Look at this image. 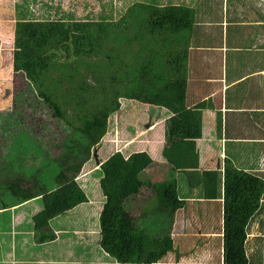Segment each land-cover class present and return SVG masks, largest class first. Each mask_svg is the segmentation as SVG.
I'll use <instances>...</instances> for the list:
<instances>
[{
	"label": "trees",
	"instance_id": "1",
	"mask_svg": "<svg viewBox=\"0 0 264 264\" xmlns=\"http://www.w3.org/2000/svg\"><path fill=\"white\" fill-rule=\"evenodd\" d=\"M193 21L189 8L135 4L116 21L16 22L14 72L26 78L28 90L63 124L65 136L58 155L50 143L28 133L21 114L0 127V136L10 140L0 142V190L6 192L5 200L0 195V215L40 199L43 210L35 218L44 222L87 202V188L77 177L105 136L115 138L121 101L127 98L172 114L166 121L163 150L168 163L164 168L171 175L155 182L144 178L148 169L154 172L153 161L144 152L125 157L118 151L104 162L98 155L102 163L89 174V185L102 197V249L119 264H156L174 250L175 213L188 201L178 192L180 174L187 189L199 190L203 199H223L224 264H249L247 227L264 213V179L236 168L229 159L223 174L200 163L202 153L195 141L202 136L204 105L187 108V81L176 78L187 75V70L185 51L178 47L181 37L174 31L190 32ZM167 53L174 61L179 56V66L170 73V82L161 85L163 74L154 62ZM144 189L152 191V197H146ZM140 195L150 205L136 217L125 205ZM41 222L38 230L45 226ZM36 234L40 242L54 239L51 234Z\"/></svg>",
	"mask_w": 264,
	"mask_h": 264
},
{
	"label": "crops",
	"instance_id": "2",
	"mask_svg": "<svg viewBox=\"0 0 264 264\" xmlns=\"http://www.w3.org/2000/svg\"><path fill=\"white\" fill-rule=\"evenodd\" d=\"M121 1L124 4L120 10L123 9L125 15L135 2L129 4L131 0ZM205 1L207 6L201 7ZM146 2L140 0L137 4L162 9L185 7L193 10L194 21L189 35L183 30L174 31L181 37L178 47L180 51H185L184 62L187 70V75L176 78L187 81L185 92L187 108L204 105L202 136L195 141L196 147L202 153L200 163L204 167L207 165L210 169H218V173L223 174L224 162L229 159L236 168L264 179V119L263 123L259 120L264 117V0H201L199 8L185 4L184 0L165 4ZM108 8L109 4L106 2V9ZM249 38L252 41L250 46ZM178 54L181 56L183 53ZM162 55L159 61L161 63L162 59L166 60L163 63L165 66L157 63L155 59L156 70L161 73L166 71L172 73L173 69L177 71L179 65L176 62L179 56L174 61L172 54ZM122 99V113L115 128V138L110 137L112 134H109V137L105 136L104 142L93 150L92 158L87 161L80 176L77 177L80 186L87 188L85 191L88 194V201L52 220L45 219L41 222L45 225L42 230H38L34 222V216L43 210V201L40 199H33L31 204L14 206L7 214L0 215V264H119L100 246V230L97 223L102 209V197L98 193V188L89 185V174L100 169L98 167L102 163L99 164L98 155L103 156L104 162L118 151L125 157L135 152H144L152 159L150 170L154 172L149 173L148 169L143 176L146 174L150 175L148 177H155V173L160 172H164L166 178H170L171 175L167 168H164L168 163L164 159L163 150L166 145V121L172 114L160 106L150 108L149 105L141 104L137 100ZM134 103H137V106H134ZM141 107L142 111L147 109L151 113L146 130L126 127V122L138 125L143 115L140 112ZM126 109L130 112H126ZM233 125L239 126L242 133L231 136L227 128ZM224 132L226 136L223 135ZM220 134L222 136L219 139ZM233 144L241 145L249 154L239 152L234 155ZM180 177V174L176 175L177 181H180ZM178 184L181 186V182ZM183 191L185 194L194 192L198 198L188 199L184 208L191 205L203 206L201 219L206 221L207 226L212 223L209 218L212 211L219 215L218 219L223 224L222 198L205 200L199 190H188L185 183ZM93 199L97 201L98 207L93 206L91 202ZM214 201H218L222 206L221 214L218 207L208 204ZM261 203L264 204V195ZM184 208L176 211L173 227L178 225L177 213ZM140 214L134 213L136 217ZM86 220L90 222L84 230ZM200 222L197 221L196 228L191 229L190 235L193 236L182 239V242L191 245L190 255L186 249L178 245L175 233L172 232L174 250L156 264H224L223 234L206 232L204 226H200ZM36 231L44 235L51 234L54 239L40 242L36 239ZM188 232L186 227L183 234ZM217 232L221 233L220 230ZM206 241L209 244H206ZM199 244L202 246L198 247ZM200 249L203 250L199 252ZM245 249L249 264H264V257L262 260L259 257L256 262L251 261L260 250L264 251V213L248 225ZM215 255L219 256V260L214 257Z\"/></svg>",
	"mask_w": 264,
	"mask_h": 264
},
{
	"label": "rangeland",
	"instance_id": "3",
	"mask_svg": "<svg viewBox=\"0 0 264 264\" xmlns=\"http://www.w3.org/2000/svg\"><path fill=\"white\" fill-rule=\"evenodd\" d=\"M109 4V8L106 9V2ZM148 2H154L158 4H165L166 2L172 3L176 0H162L157 2L156 0H145ZM199 1L201 0H184L185 4L191 5L193 7L199 8ZM135 2L137 4L140 2V0H131L129 2L132 3ZM198 2V6L197 5ZM124 3H122L121 0H0V127H5L7 125V121L11 119H16L17 115L21 114V117L25 122V127L28 128V133H31L33 136H36L40 140H43L46 143H50L52 146V149L55 154H60L61 150L58 149V145L62 142V138L65 136L63 133V125L62 123L58 122V119H56L51 111L45 106L44 102L38 98L36 94L31 93L28 90L26 81V78L22 76L21 74H16L13 69V51H14V30H15V24L17 21L22 19H36V20H84V21H93L98 19H106V20H113L116 21L120 17L124 15V10H120L122 8ZM207 2L205 1L201 7H206ZM93 19V20H92ZM253 21L255 20L252 18ZM254 33L251 32V35ZM252 44L251 39L248 40V46ZM166 60L162 59V62L159 63L162 64V66H165L163 64ZM167 65V63H166ZM163 79H159L158 82L161 85L167 84L170 82V72H162ZM103 79H107L105 76ZM139 102V101H138ZM140 103V102H139ZM134 106H137V103L133 104ZM142 117L141 120L138 121V125H136L133 122H126V127H132L134 129L138 130H146V124L149 121L151 113L147 110L141 107L140 109ZM122 111V107L121 110ZM126 112H130L129 109H126ZM120 112L118 116L121 114ZM114 118V117H113ZM230 119V118H229ZM264 117L259 118L260 122L263 123ZM61 124V125H60ZM227 131L230 133L231 136H237V134L242 133V130L239 128V126L233 125L228 126ZM226 132V129H225ZM224 132V136L225 135ZM5 135L0 136V142H10L9 139H4ZM222 134L219 135V139L221 138ZM239 136V135H238ZM117 139H120V136L117 137ZM30 145H32V142L30 141ZM250 146V145H248ZM251 147V146H250ZM17 148V145L14 146V152ZM4 150V148H3ZM0 152L2 150L0 149ZM242 154H249L248 150H245L241 147V145L233 144V153L234 155H237V153ZM1 154V153H0ZM13 162V158L11 159ZM258 175L259 172H255ZM150 175H146L145 177H148ZM153 178V182L161 180L166 178V174L164 172L155 173V177L151 176ZM178 182H181V186L178 185V192L184 199H198L197 195L194 192H186L183 191V182L178 180ZM144 194L146 197H152L153 192L149 191L148 189H144ZM0 195L2 196L3 200L6 198V192L0 190ZM89 197H92V193H89ZM180 197V196H179ZM144 196L140 195V197L136 198H129L126 201V209L133 211L135 214H140L141 210L144 206H149L150 203L146 200V203L144 201ZM152 199V198H150ZM93 203L94 207H98L97 201L93 199L91 201ZM214 207H218V211H220V208L222 209V206H220V203L218 201H214V203H208ZM203 206H186L183 210H180L178 214L177 224L175 227H173L172 232L175 233V241H177L178 245L182 249H186L188 252V255H190L191 252V245L185 244V242H182V239H184L187 236H193L190 235V231L192 228H196V222H200V226H204V230L206 232H214L217 235H222L223 233V224L220 223L221 220L218 219L219 215L217 213H214L212 211V214L209 215V218H211V224L206 225V221L204 219H201L202 209ZM95 212V211H94ZM215 214L218 216L216 217ZM221 214V211H220ZM195 215V216H194ZM198 216V217H197ZM90 217H93V213L90 214ZM88 218V217H87ZM42 220H37L34 216V222L35 224H39ZM90 221L86 220L84 225V230L86 229V226L89 224ZM185 225V227H184ZM97 226L99 227V221L97 223ZM211 226V227H209ZM188 227L189 232L187 234H183V231L185 228ZM221 231L217 232V231ZM196 234V232L194 233ZM200 234V233H197ZM100 237V236H99ZM206 244H209L208 241L205 242ZM185 244V245H184ZM184 245V247H183ZM198 247H201L202 244L197 245ZM263 247V246H262ZM203 249L198 250L199 252ZM191 252V253H190ZM264 251L260 250L259 253L255 254L251 261L256 262L257 259L260 257H264L263 255ZM220 255V251H219ZM219 260V256H214ZM221 258V256H220ZM218 262V261H217Z\"/></svg>",
	"mask_w": 264,
	"mask_h": 264
},
{
	"label": "clouds",
	"instance_id": "4",
	"mask_svg": "<svg viewBox=\"0 0 264 264\" xmlns=\"http://www.w3.org/2000/svg\"><path fill=\"white\" fill-rule=\"evenodd\" d=\"M93 21H98V20H93Z\"/></svg>",
	"mask_w": 264,
	"mask_h": 264
}]
</instances>
